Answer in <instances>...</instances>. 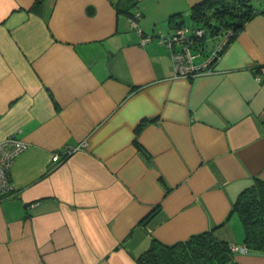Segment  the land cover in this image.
Instances as JSON below:
<instances>
[{"label":"crops","instance_id":"crops-1","mask_svg":"<svg viewBox=\"0 0 264 264\" xmlns=\"http://www.w3.org/2000/svg\"><path fill=\"white\" fill-rule=\"evenodd\" d=\"M126 1L0 0V138L27 144L0 197V264H137L151 238L210 229L244 245L232 205L264 179V0L214 71L190 77L158 36L203 0H132V15Z\"/></svg>","mask_w":264,"mask_h":264},{"label":"trees","instance_id":"trees-1","mask_svg":"<svg viewBox=\"0 0 264 264\" xmlns=\"http://www.w3.org/2000/svg\"><path fill=\"white\" fill-rule=\"evenodd\" d=\"M131 1L127 0L118 9L132 15L130 8L135 3ZM190 11V17L198 27L205 29L208 25L212 38L223 35L225 32H222V29L231 31L223 50L245 23L257 13L251 0H203L191 6ZM174 16H171V22ZM213 20L219 21V24H214ZM182 24L184 22L180 20L174 28ZM153 212L151 211L143 221ZM232 213L242 225L243 244L249 250L264 253V179L254 177L252 183L239 192L233 202ZM134 258L137 264H239L235 260L230 243L218 239L213 229L172 244L151 238L149 246L134 255Z\"/></svg>","mask_w":264,"mask_h":264},{"label":"built area","instance_id":"built-area-1","mask_svg":"<svg viewBox=\"0 0 264 264\" xmlns=\"http://www.w3.org/2000/svg\"><path fill=\"white\" fill-rule=\"evenodd\" d=\"M139 13H135L130 18V22L136 31L141 35V43L151 40L152 36L143 34L137 27L136 18ZM205 29L202 27H190L182 24L173 28L166 34L158 36V41L165 44L171 53L174 72L176 76L190 77L201 73H211L214 71L216 62L227 42V38L231 35V31H227L217 41L214 48L209 52L204 61L195 63L194 58L197 55L192 51L200 39L205 35ZM27 147V144L13 135L0 138V197L9 196L13 193L14 187L9 180V172L15 157ZM75 148L66 147L63 153L54 152L51 155L53 161H60L71 153ZM231 250L236 252H246L248 249L245 245L230 244Z\"/></svg>","mask_w":264,"mask_h":264},{"label":"rangeland","instance_id":"rangeland-1","mask_svg":"<svg viewBox=\"0 0 264 264\" xmlns=\"http://www.w3.org/2000/svg\"><path fill=\"white\" fill-rule=\"evenodd\" d=\"M251 4L254 6V7H257V6H259L260 7V3H259V0H251ZM184 21H185V23L188 25V26H190V27H193V26H196L195 24H197V23H195L192 19H191V17H190V14H188V15H185L184 16ZM214 24H219V21H215V20H213L212 21ZM205 30H206V35H205V37L202 39L203 41L205 40L206 41V47L205 48H207L208 49V46L211 44V41H213V38L211 37V35L209 34L210 32H209V30H210V28L208 27V25L207 26H205ZM222 32H227L226 31V28L225 29H222L221 30ZM212 38V39H211ZM215 38V37H214ZM199 60V59H198Z\"/></svg>","mask_w":264,"mask_h":264}]
</instances>
